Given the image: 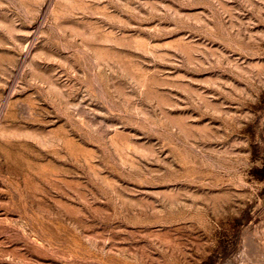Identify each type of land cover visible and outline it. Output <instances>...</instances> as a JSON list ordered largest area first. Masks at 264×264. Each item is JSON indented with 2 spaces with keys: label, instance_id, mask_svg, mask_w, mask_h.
Wrapping results in <instances>:
<instances>
[{
  "label": "rangeland",
  "instance_id": "1",
  "mask_svg": "<svg viewBox=\"0 0 264 264\" xmlns=\"http://www.w3.org/2000/svg\"><path fill=\"white\" fill-rule=\"evenodd\" d=\"M0 264H264V0H0Z\"/></svg>",
  "mask_w": 264,
  "mask_h": 264
}]
</instances>
